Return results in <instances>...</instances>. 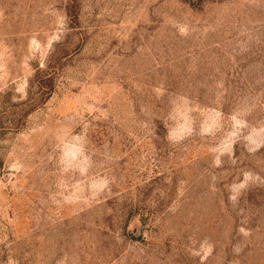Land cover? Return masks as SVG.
Listing matches in <instances>:
<instances>
[{
	"label": "rangeland",
	"instance_id": "1",
	"mask_svg": "<svg viewBox=\"0 0 264 264\" xmlns=\"http://www.w3.org/2000/svg\"><path fill=\"white\" fill-rule=\"evenodd\" d=\"M0 264H264V0H0Z\"/></svg>",
	"mask_w": 264,
	"mask_h": 264
},
{
	"label": "trees",
	"instance_id": "2",
	"mask_svg": "<svg viewBox=\"0 0 264 264\" xmlns=\"http://www.w3.org/2000/svg\"><path fill=\"white\" fill-rule=\"evenodd\" d=\"M56 70L57 68L52 62L45 67H39L37 69L34 75V82L37 87L36 94L40 100L37 105H39V102L41 103L47 100L53 93L55 89Z\"/></svg>",
	"mask_w": 264,
	"mask_h": 264
}]
</instances>
